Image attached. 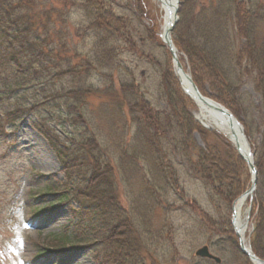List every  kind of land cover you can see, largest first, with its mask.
<instances>
[{
    "label": "rangeland",
    "instance_id": "1",
    "mask_svg": "<svg viewBox=\"0 0 264 264\" xmlns=\"http://www.w3.org/2000/svg\"><path fill=\"white\" fill-rule=\"evenodd\" d=\"M69 1V12L56 29L64 32L69 45L76 50L71 54V65L78 67L87 59L95 63L94 50L99 40L97 30L91 27L86 11L75 6L82 0ZM105 1L114 16L126 22L131 41L110 42L116 46L113 50L108 46L114 57L113 66L93 70V65H90L87 75L80 80L81 86V82H85L86 86L100 91L114 83L119 90L121 82H126L136 94L144 97L148 109L155 115L175 114L176 107L181 112H188L196 121L199 109L180 88L172 58L162 42L163 13L159 3L156 0ZM181 1L183 20L181 23L179 21L177 28L179 40H192L196 30L205 29L209 18H223L227 20L224 23L229 38L235 41L236 50L243 47L245 39L241 37L242 33L251 40H258V53L264 57V0ZM42 2L38 0L36 4ZM55 5L58 7V4ZM243 18L248 24H241ZM58 22L61 20L58 19ZM114 40L120 39L117 37ZM179 51L181 62L194 77L188 68L187 56L182 50ZM260 61L264 62L261 58ZM236 69H232L231 73L236 72L242 77L237 86L244 102V110H241L239 117L241 121L253 125L255 131L249 143L253 151L259 152L263 136V94L257 91L256 74L245 62ZM72 85L73 81L68 76L55 87L71 89ZM203 89V95L212 99L210 96H214V93L209 85H203ZM40 90L36 86L28 88L23 95L19 93L8 99L0 98V264H119V259L113 257L120 250L116 240L118 231H111L106 237L100 212L96 220L98 225L91 231L84 230L78 220V205L81 202L95 203L87 189L94 182L72 185L69 172L58 158L56 148H76L77 142L95 138L107 148L111 157L110 173L114 186L106 191L107 196L111 201L117 199L123 210H133L139 215H142L147 201L144 181H153V176L148 174L154 169L153 160H146L151 153L141 149L137 153L145 155L144 159H140L135 168L128 164V159L123 155L134 154L131 145L136 125L131 124L127 113L129 124L120 127L123 133L118 131L116 135L117 129L113 130L110 124L114 121L111 111L102 105L104 101L100 96L87 99L85 116L82 118L84 123L73 125L72 118L67 117L64 110L42 102ZM26 99H30L33 105L18 107ZM181 123L180 119H176V127ZM197 123L199 129L192 135L195 144L201 148L207 144L211 147L214 153L211 155L212 161L219 171L225 164L232 169L221 171L224 177L222 185L219 182L210 184L196 171L191 172L185 160L171 158L178 185L173 184L163 191L160 200L165 203L166 212L157 207L156 212L147 216L148 219L139 221L138 234L142 236V241L145 240L148 249L144 246V252L138 251L137 256L143 264H214L195 256L199 248L209 246L211 252L221 259V264H252L240 253L230 227L233 202L251 187L249 168L239 159L227 136L217 133L215 129L209 133L200 122ZM159 131H163V128ZM122 135L121 141L128 147L121 150L113 147V144ZM47 186L53 187V190H46ZM77 192L86 197L79 196ZM66 193H71L70 202L47 205L58 201L60 195ZM261 195L263 190L259 189L245 207V212L250 211L249 243L255 227L254 206L258 205ZM132 204L136 205L133 209ZM161 217L171 225L169 235L163 231Z\"/></svg>",
    "mask_w": 264,
    "mask_h": 264
},
{
    "label": "trees",
    "instance_id": "2",
    "mask_svg": "<svg viewBox=\"0 0 264 264\" xmlns=\"http://www.w3.org/2000/svg\"><path fill=\"white\" fill-rule=\"evenodd\" d=\"M37 1L0 0V84L3 87L2 91L0 90V98L8 99L19 93L23 95L27 93L28 88L39 86L42 89L39 91V96L42 97L44 104H53L56 109L64 110L66 116L72 118L73 125H80L84 123L82 118L85 116L87 99L98 95L104 101L102 105L111 111L110 115L114 121L110 124L113 130L117 129L116 135L118 131H122L119 130L120 127L129 124L127 113L129 114L131 124L136 125V133L131 145L134 154L124 153L123 157L128 159V164L135 168L139 160L144 159L145 155L137 153L143 149L151 153L146 160H153L154 167L153 171L148 172L153 176V181H144L147 188L145 191L147 201L142 215L135 214L133 210H123L117 199L111 201L107 196L106 191L114 186L113 176L110 173L111 157L107 148L98 143L95 138L77 142L76 148H56V153L65 170L69 172L72 185L94 182L88 185L87 189L93 195L97 206L95 203L84 202L78 205V220L81 221L82 228L87 231L96 228L98 225L96 220L100 212L104 223L102 229L106 237H109L111 231H118L116 240L120 250L117 256L114 254L113 257L119 259V264H143L137 253L144 252V246L148 249V245L144 244L145 240L142 241V236L138 234L139 221L148 219L147 216L156 212L157 207L166 212L165 203L160 200L163 191L168 190L173 184L178 185L177 172L171 158L185 160L191 172L196 171L210 184L219 182L222 185L224 177L221 171L224 169L229 171L232 168L225 164L219 171L212 161L211 155L214 153L211 147L207 144L205 148H201L195 144L192 135L199 127L188 112H181L174 107L175 114L169 112L155 115L148 109L144 97L136 94L134 88L126 82H121L119 90L114 83L100 91L86 86L85 82H81L83 84L81 86L80 80L87 75L90 65H93V70L113 66L114 57L108 46L111 50L116 46L110 42L130 43L131 41L126 22L123 23L122 19L114 16L105 0H82L75 5L86 11V15L91 20V27L97 30L99 38L97 49L94 50L95 63L87 59L78 67L71 65V54L76 50L69 45L64 32L56 29V26L59 23L62 24L63 18L68 14L70 1L43 0L38 5ZM55 4H58V7ZM182 8L181 6L180 23L183 20ZM58 19L61 22H58ZM209 19L206 20L204 30L195 31L196 34L192 40H179L177 35L179 23L173 32L174 43L187 56L194 82L200 91L204 94L203 85H209L214 93V96L210 97L223 104L241 121L239 113L244 110V102L237 82L242 80V77L236 75V72L231 73V70L239 69L236 67H241L245 62L251 72L256 74L255 87L263 94L264 105V62L260 61V58L264 60V57H260L258 53V40H251L241 33V37L245 39L244 44L236 50L235 41L230 39V34L227 33L224 23L227 20ZM244 22L248 24L245 18L241 19L242 25ZM117 37L120 40H114ZM95 64L97 66H94ZM68 76L73 81L71 89L55 87V84ZM30 104L33 105V102L26 99L21 101L18 107L21 105L28 107ZM261 117L262 146L260 151L255 153L256 166L261 176L257 191L262 189L263 196L261 195L258 199V205L254 206L256 214L252 246L255 254L264 259V107ZM176 119L182 121L179 127L175 125ZM241 122L245 127L246 136L251 140L255 131L253 125ZM160 128H163V131L160 132ZM122 137L123 135L121 139L114 140L113 147L127 149L128 146L123 145L124 141H121ZM168 151L171 153L168 154ZM49 189L53 190V187L47 186L46 190ZM80 192L77 194L83 196ZM55 195L59 197L60 194ZM69 195L71 193L61 194L58 201L49 202L47 205L54 206L61 202L66 204L71 201ZM133 206L136 207L132 204V209ZM110 221L111 226H109ZM161 222L164 233L169 235L170 223L163 217Z\"/></svg>",
    "mask_w": 264,
    "mask_h": 264
},
{
    "label": "bare ground",
    "instance_id": "3",
    "mask_svg": "<svg viewBox=\"0 0 264 264\" xmlns=\"http://www.w3.org/2000/svg\"><path fill=\"white\" fill-rule=\"evenodd\" d=\"M159 3V6L163 13V31H165L173 22L177 1L176 0H156ZM178 58H179V54ZM177 76L182 82V86L185 91L194 96V92L192 90V85L188 80L185 72L180 70L176 72ZM195 98L194 103L196 104L197 108L199 109L198 118L202 123H204L207 127L218 130L220 133L224 134L225 136L230 138V128L228 121L225 117L220 114L219 112L210 108L207 104L200 101L199 99ZM244 146V142L241 143ZM243 153L245 156L249 157V151L244 147L242 148ZM234 206V217H233V228L234 232L240 239L243 241L244 246L247 250H249V242H248V234L250 232V211L245 212V207L248 202L247 198H241L236 200ZM254 264H263L261 261L256 260L253 262Z\"/></svg>",
    "mask_w": 264,
    "mask_h": 264
},
{
    "label": "water",
    "instance_id": "4",
    "mask_svg": "<svg viewBox=\"0 0 264 264\" xmlns=\"http://www.w3.org/2000/svg\"><path fill=\"white\" fill-rule=\"evenodd\" d=\"M177 20H178V17H177V12H176V15H175V22L165 31V34L163 36V40L166 44V46L169 48L170 50V53L172 55V58L176 64V68L177 70H182V65L180 64V62L178 61V58L176 57V54H175V47H174V44L172 42V39H171V33L172 31L174 30L175 28V25L177 23ZM191 85H192V90H193V94L194 96L193 97H196L197 99H199L200 101L204 102L205 104H207L210 108L218 111L219 113H221L225 119L228 121V124H229V128L231 130V135H232V138L236 144V148H237V151L239 152L240 156L247 162L251 172L254 174L255 176V179L253 181V187L250 191H248L245 195H249L250 193H252V191L255 189L256 187V183H257V169L256 167L254 166V163L250 160V158L248 159V157H246L244 155V153L242 152V147L240 145V141L242 139L245 140V136H244V131H243V128L242 126L239 124V122H237L235 120V118L233 117V115L228 111L226 110L225 108H223L222 106L204 98L202 96V94L200 93V91L198 90L197 86L195 85V83L193 82L192 78L190 76H187ZM192 97V98H193ZM195 99V98H193ZM252 156V155H250ZM241 244V251L246 254L251 260H256V257L250 253L247 252V250L245 249L244 245L242 242H240ZM196 256L197 257H200V258H204V259H208V260H212L214 262H216L217 264H220L221 263V260L215 256H213L210 251H209V248L208 247H203L201 249H199L197 252H196ZM264 263V262H263Z\"/></svg>",
    "mask_w": 264,
    "mask_h": 264
}]
</instances>
